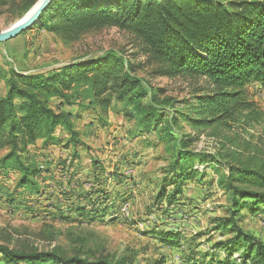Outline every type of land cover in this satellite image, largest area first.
<instances>
[{"label":"trees","instance_id":"1","mask_svg":"<svg viewBox=\"0 0 264 264\" xmlns=\"http://www.w3.org/2000/svg\"><path fill=\"white\" fill-rule=\"evenodd\" d=\"M38 1L21 2L18 17ZM113 26L134 36L138 52L130 56L115 49L88 52L53 69L29 72L11 67L7 75L0 68V77L6 79V93L0 95V151H4L0 176L18 174L5 201L33 210L29 201L47 194L43 175L53 169L42 164L31 148L39 140L72 147L74 158L80 157L78 148L85 142L73 120L79 115L63 109L65 105L99 107L105 113L115 107L137 123L138 133L154 131L164 144L168 164L154 196L156 204L168 200L172 205L186 182L204 178L206 169L197 163L214 165L220 173L219 184L230 203L227 215L216 220L215 230L230 236L214 247L225 256L215 252L206 259L192 254L189 264H264V241L240 225L244 211L254 216L264 213V170L233 164L220 152L197 150L198 132H188L185 126L222 124L232 129L236 123L264 121V110L247 92L249 84L264 85V0H52L29 29L47 30L68 42ZM150 66L154 67L150 78L139 75ZM157 77H186L204 85L191 98L179 100L152 84ZM54 98L61 102L54 105ZM59 127L67 137L57 133ZM93 177L99 180L96 172ZM169 186L174 189L168 191ZM108 193L102 189L97 200L90 197V203L99 204L89 218L100 215V205L118 207L122 197L111 200ZM65 200L70 212L87 216V205ZM107 215L109 209L104 208L100 219ZM149 233L169 245L179 244L183 235L174 230ZM66 253L0 242V264H137L134 252L116 258Z\"/></svg>","mask_w":264,"mask_h":264},{"label":"rangeland","instance_id":"2","mask_svg":"<svg viewBox=\"0 0 264 264\" xmlns=\"http://www.w3.org/2000/svg\"><path fill=\"white\" fill-rule=\"evenodd\" d=\"M23 1L0 0V32L27 15L29 11L18 17ZM109 49L123 50L129 56L139 50L134 36L115 26L88 32L68 42L47 30L29 29L0 43V68L5 70V75L11 67L29 72L53 69L83 53ZM153 68L150 66L139 75L150 78ZM152 84L165 88L166 95L179 100L191 98L204 85L202 80L186 77H157L152 79ZM247 92L264 110V85L249 84ZM5 93L6 79L0 77V95ZM53 102L57 105L61 100L54 98ZM114 108L105 113L99 107H63L79 115L73 118L85 142L78 148L79 158H74V148L63 144L46 145L39 140L31 146L42 164L53 169L49 175H43L48 195L35 196L29 201L33 210L5 201V192L14 188L17 173L0 176V242L15 248H56L67 255L78 253L89 257L116 258L134 252L137 264H153L158 260L166 264H189L192 254L208 259L215 252L224 257L225 252L214 247L217 241L230 236H222L221 231L215 230L216 220L227 215L230 203L219 184L220 173L215 172L214 165L197 163L198 168L206 169V176L186 182L183 193L172 205L168 200L156 204L154 196L168 164L164 144L159 143L154 131L138 133L137 123ZM185 126L188 132H198L197 150L220 152L233 164L264 170V121L252 125L236 123L232 129L222 124L199 129ZM57 133L67 137L62 127ZM3 154L0 151V156ZM94 160L100 162L98 166L93 164ZM62 162H66L65 169L60 168ZM95 172L99 180L93 177ZM102 189L109 192L111 200L122 197L119 205H100V215L89 218L92 208L99 204L90 203V197L97 200ZM173 189L168 187V191ZM49 196L51 200L47 199ZM67 198L87 205V216L70 212L64 202ZM104 208L109 209V215L100 219ZM63 214L70 216L69 219H61ZM243 214L240 225L264 241V213L254 216L244 211ZM153 230H174L183 235L179 244L169 245L149 233Z\"/></svg>","mask_w":264,"mask_h":264},{"label":"water","instance_id":"3","mask_svg":"<svg viewBox=\"0 0 264 264\" xmlns=\"http://www.w3.org/2000/svg\"><path fill=\"white\" fill-rule=\"evenodd\" d=\"M52 0H39L27 15L13 24L10 28L0 32V43L7 42L18 37L38 22L42 12L47 8Z\"/></svg>","mask_w":264,"mask_h":264},{"label":"crops","instance_id":"4","mask_svg":"<svg viewBox=\"0 0 264 264\" xmlns=\"http://www.w3.org/2000/svg\"><path fill=\"white\" fill-rule=\"evenodd\" d=\"M65 162H62V165L64 164ZM63 167H65L64 165L62 166V167H60V168H63ZM64 169V168H63ZM18 175V174H17ZM45 175V174H44ZM47 175H49V174H47ZM46 175V176H47ZM44 178H45V176H43ZM46 182V181H45ZM46 185V184H45ZM46 195H48V192H47V194ZM49 198H51L50 196L47 198L48 200H49ZM30 203V202H29Z\"/></svg>","mask_w":264,"mask_h":264}]
</instances>
